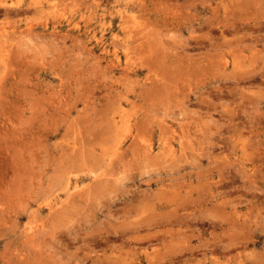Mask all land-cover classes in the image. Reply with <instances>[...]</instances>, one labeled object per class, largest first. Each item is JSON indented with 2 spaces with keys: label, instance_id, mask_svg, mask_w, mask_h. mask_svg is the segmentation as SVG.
<instances>
[{
  "label": "rangeland",
  "instance_id": "obj_1",
  "mask_svg": "<svg viewBox=\"0 0 264 264\" xmlns=\"http://www.w3.org/2000/svg\"><path fill=\"white\" fill-rule=\"evenodd\" d=\"M250 1L0 0V264H264Z\"/></svg>",
  "mask_w": 264,
  "mask_h": 264
},
{
  "label": "bare ground",
  "instance_id": "obj_2",
  "mask_svg": "<svg viewBox=\"0 0 264 264\" xmlns=\"http://www.w3.org/2000/svg\"><path fill=\"white\" fill-rule=\"evenodd\" d=\"M239 1H240V0H239ZM244 1H245V0H244ZM249 1H250V0H249ZM211 2H212V0H211ZM229 2H230V1H229ZM250 2H252V1H250ZM262 2H263V1H262ZM203 3H204V2H203ZM203 3H202L201 5H203ZM205 3H206V2H205ZM232 3H233V2H232ZM234 3H235V2H234ZM210 4H211V3H210ZM242 4H243V2H242ZM257 4H258V3H257ZM20 5H21V4H20ZM142 5H143V4H142ZM208 5H209V4H208ZM208 5H207V7H208ZM224 5H226V4H224ZM224 5H223V6H224ZM16 6H17V5H16ZM157 6H158V5H157ZM159 6H160V5H159ZM159 6H158V8H159ZM209 6H210V5H209ZM226 6H227V5H226ZM245 6H246V5H245ZM5 7H6V6H5ZM33 7H34V6H33ZM141 7H142V6H141ZM162 7H163V6H162ZM201 7H202V6H201ZM203 7H204V6H203ZM237 7H238V6H237ZM17 8H18V6H17ZM242 8H243V7H242ZM259 8H260V7H259ZM8 9H9V8H8ZM11 9H12V8H11ZM11 9H10V10H11ZM13 9H14V8H13ZM30 9H31V8H30ZM202 9H203V8H202ZM204 9H205V8H204ZM243 9H244V8H243ZM18 10H19V9H18ZM27 10H28V8H27ZM27 10H26V11H27ZM158 10H160V8H159ZM238 10H239V9H238ZM11 11H13V10H11ZM11 11H10V12H11ZM14 11H15V10H14ZM16 11H17V10H16ZM19 11H23V10H19ZM160 11H161V10H160ZM17 12H18V11H17ZM17 12H16V13H17ZM23 12H25V11H23ZM212 12H213V10H212ZM3 13H4V12H3ZM20 13H21V12H19V14H20ZM149 13H150V12H149ZM161 13H162V11H161ZM234 13H235V12H234ZM243 13H244V12H243ZM11 14H12V12L10 13V15H11ZM150 14H151V13H150ZM212 14H213V13H212ZM159 15H160V14H159ZM162 15H163V14H162ZM217 15H218V14H217ZM225 15H226V14H225ZM163 16H164V15H163ZM166 16H167V14H166ZM210 16H211V15H210ZM215 16H216V15H215ZM227 16H228V15H227ZM230 16H231V15H230ZM263 16H264V15H263ZM9 17H10V16H9ZM154 17H155V16H154ZM161 17H162V16H161ZM167 18H168V17H167ZM211 18H212V17H211ZM222 18H223V17H222ZM249 18H250V17H249ZM260 18H262V17L260 16ZM153 19H154V18H153ZM153 19H151V20H153ZM155 19H157V18H155ZM165 19H166V18H165ZM207 19H208V17H207ZM214 19H215V17H214ZM216 19H217V18H216ZM223 19H224V18H223ZM232 19H233V18H232ZM202 20H203V19H202ZM244 20H245V18H244ZM247 20H248V19H247ZM247 20H246V21H247ZM163 21H164V20H163ZM173 21H174V20H173ZM198 21H199V20H198ZM258 21H259V20H258ZM155 22H156V20H155ZM202 22H204V21H202ZM224 22H225V21H224ZM156 23H157V22H156ZM193 23H194V21H193ZM258 23H259V22H258ZM212 24H213V23H212ZM215 24H216V22H215ZM220 24H221V23H220ZM253 24H254V23H253ZM262 24H263V23H262ZM240 25H241V24H240ZM263 25H264V24H263ZM101 26H102V25H101ZM103 26H104V25H103ZM123 26H124V25H122V27H123ZM215 26H216V25H215ZM256 26H257V25H256ZM119 27H121V26H119ZM122 27H121V29H122ZM193 27H194V26H193ZM205 27H206V24H205ZM247 27H248V26H247ZM251 27H252V26H251ZM254 27H255V26H254ZM200 28H201V27H200ZM206 28H207V27H206ZM29 29H30V28H29ZM29 29H28V30H29ZM201 29H202V28H201ZM204 29H205V28H204ZM207 29H208V28H207ZM218 29H219V28H218ZM226 29H227V28H226ZM252 29H253V28H252ZM255 29H256V28H255ZM258 29H260V28H258ZM64 30H66V29H64ZM191 30H192V29H191ZM211 30H212V28H211ZM19 31H20V30H19ZM103 31H104V30H103ZM193 31H194V29H193ZM193 31H192V32H193ZM241 31H242V30H241ZM247 31H248V30H247ZM259 31H260V30H259ZM74 32H75V31H74ZM161 32H162V31H161ZM161 32H160V33H161ZM213 32H214V31H213ZM227 32H228V31H227ZM227 32H226V33H227ZM251 32H252V31H251ZM251 32H250V33H251ZM263 32H264V31H263ZM137 33H140V32H137ZM194 33H196V31H195ZM224 33H225V32H224ZM228 33H230V32H228ZM257 33H259V32H257ZM66 34H67V33H66ZM147 34H148V33H147ZM208 34H209V33H208ZM211 34H212V33H211ZM217 34H218V33H217ZM217 34H216V35H217ZM246 34H247V33H246ZM23 35H24V34H23ZM76 35H77V33H76ZM76 35H75V36H76ZM194 35H196V34H194ZM205 35H207V34H205ZM236 35H237V34H236ZM249 35H250V34H249ZM255 35H256V34H255ZM149 36H150V35H149ZM162 36H163V35H162ZM224 36H225V35H224ZM226 36H227V35H226ZM239 36H240V35H239ZM239 36H238V38H239ZM241 36H242V35H241ZM246 36H247V35H246ZM80 37H81V36H80ZM140 37H141V36H140ZM191 37H193V36H191ZM191 37H190V38H191ZM204 37H205V36H204ZM212 37H213V36H212ZM216 37H217V36H216ZM228 37H229V34H228ZM249 37H251V36H249ZM141 38H142V37H141ZM188 38H189V37H188ZM190 38H189V39H190ZM196 38H197V37H196ZM198 38H199V37H198ZM198 38H197V39H198ZM213 38H214V37H213ZM243 38H244V37H243ZM251 38H252V37H251ZM263 38H264V37H263ZM9 39H10V38H9ZM79 39H80V38H79ZM214 39H215V38H214ZM216 39H217V38H216ZM246 39L248 40V38H246ZM145 40H146V39H145ZM192 40H193V39H192ZM198 40H199V39H198ZM201 40H202V39H201ZM7 41H8V40H7ZM96 41H97V40H96ZM99 41H100V40H99ZM147 41H148V40H147ZM177 41H178V40H177ZM207 41H208V40H207ZM218 41H219V40H218ZM9 42H10V41H9ZM126 42H127V41H126ZM131 42H132V41H131ZM190 42H191V41H190ZM197 42H198V41H197ZM204 42H206V41H204ZM222 42H223V41H222ZM222 42H221V43H222ZM238 42H239V41H238ZM248 42H249V41H248ZM248 42H247V43H248ZM253 42H254V41H253ZM5 43H6V42H5ZM84 43H85V42H84ZM105 43H106V41H105ZM127 43H128V42H127ZM186 43H187V42H186ZM195 43H196V42H195ZM223 43H224V42H223ZM242 43H243V42H242ZM255 43H256V42H255ZM6 44H7V43H6ZM98 44H99V43H98ZM100 44H101V43H100ZM181 44H182V42H181ZM188 44H189V43H188ZM190 44H191V43H190ZM190 44H189V45H190ZM193 44H194V43H193ZM193 44H192V45H193ZM232 44H233V43H232ZM235 44H236V42H235ZM237 44H238V43H237ZM237 44H236V45H237ZM243 44H244V43H243ZM262 44H263V43H262ZM125 45H126V44H125ZM134 45H135V44H134ZM141 45H142V44H141ZM149 45H151V44H149ZM217 45H219V44H217ZM250 45H251V44H250ZM129 46H130V45H129ZM131 46H132V45H131ZM159 46H160V45H159ZM179 46H180V45H179ZM198 46H199V45H198ZM214 46H215V45H214ZM222 46L224 47V45H222ZM85 47H86V43H85ZM104 47H105V46H104ZM154 47H155V46H154ZM181 47H182V46H181ZM248 47H249V46H248ZM101 48H102V47H101ZM126 48L128 49V46H127ZM133 48H134V47H132V49H133ZM147 48H148V47H147ZM208 48H209V47H208ZM213 48H214V47H213ZM213 48H211V49H213ZM104 49H105V48H104ZM104 49L102 48V50H104ZM107 49H108V48H107ZM152 49H153V48H152ZM186 49H187V48H186ZM188 49H189V48H188ZM198 49H199V48H198ZM198 49H197V50H198ZM202 49H203V48H202ZM211 49H210V50H211ZM229 49H230V48H228V51H229ZM89 50H90V48H89ZM148 50H150V49H148ZM182 50H185V49H182ZM192 50H193V49H192ZM194 50H195V48H194ZM208 50H209V49H208ZM214 50H215V49H214ZM216 50H217V48H216ZM224 50H226V52H227V49H224ZM249 50H250V49H249ZM104 51H105V50H104ZM220 51H221V50H220ZM92 52H93V50H92ZM202 52H203V51H202ZM211 52H212V51H211ZM213 52H214V51H213ZM216 52H217V51H216ZM240 52H241V51H240ZM253 52H254V51H253ZM253 52H252V53H253ZM258 52H260V51L258 50ZM104 53H105V52H104ZM127 53H128V51H127ZM127 53H126V54H127ZM218 53H219V52H218ZM227 53H228V52H227ZM254 53H255V52H254ZM260 53H261V52H260ZM105 54H106V53H105ZM116 54H118V53L116 52ZM228 54H229V53H228ZM232 54H233V53H232ZM234 54H235V53H234ZM240 54L242 55V52H241ZM237 55H238V54H237ZM260 55H261V54H260ZM113 56H114V55H113ZM125 56H126V55H125ZM192 56H193V55H192ZM208 56H209V55H208ZM231 56H232V55H231ZM244 56H245V55H244ZM1 57H2V56H1ZM117 57L119 58V54H118ZM209 57H210V56H209ZM220 57H221V56H220ZM232 57H233V56H232ZM234 57H236V55H234ZM234 57H233V58H234ZM251 57L253 58V57H255V56H251ZM104 58H105V57H104ZM114 58H116V57H114ZM118 58H117V59H118ZM202 58H203V57H201V60H202ZM238 58H239V56H238ZM184 59H185V58H184ZM198 59H200V58H198ZM207 59H208V58H207ZM219 59H220V58H219ZM239 59H240V58H239ZM260 59H261V58H260ZM188 60H190V59H188ZM220 60H221V59H220ZM225 60H226V59H225ZM237 60H238V59H237ZM254 60H255V59H254ZM4 61H5V60H4ZM105 61H106V60H105ZM192 61H193V60H192ZM192 61H191V62H192ZM221 61H222V60H221ZM231 61H232V59H231ZM0 62H1V61H0ZM109 62H110V59H109ZM113 62H114V61H113ZM180 62H181V61H180ZM183 62H184V61H183ZM183 62H182V63H183ZM194 62H195V61H194ZM204 62H205V61H204ZM232 62H233V61H232ZM237 62H240V61L238 60ZM248 62H249V61H248ZM250 62H251V61H250ZM2 63H3V61H2ZM111 63H112V62H111ZM224 63H226V62H224ZM233 63H234V62H233ZM241 63H242V62H241ZM252 63H253V59H252ZM115 64H116V63H115ZM115 64H114V65H115ZM188 64H189V63H188ZM190 64H191V63H190ZM196 64H197V63H196ZM205 64H206V63H205ZM226 64H227V63H226ZM230 64H231V63H230ZM200 65H201V63H200ZM233 65H234V64H233ZM245 65H246V64H245ZM112 66H113V64H112ZM126 66H127V65H126ZM222 66H223V65H222ZM226 66H227V65H226ZM235 66H236V64H235ZM248 66H249V65H248ZM251 66H252V65H251ZM113 67H114V66H113ZM113 67H112V69H113ZM115 67H116V66H115ZM199 67H200V66H199ZM216 67H217V65H216ZM245 67H246V66H245ZM117 68H118V67H117ZM122 68H123V67H122ZM187 68H188V67H187ZM204 68H205V67H204ZM227 68H228V67H227ZM227 68H226V69H227ZM252 68H253V66H252ZM261 68H262V67H261ZM263 68H264V67H263ZM119 69H120V68H119ZM123 69H124V68H123ZM132 69H133V68H132ZM190 69H191V68H190ZM226 69H225V70H226ZM231 69H232V68H230V70H231ZM234 69H235V68L232 69V73H233V71H235V70L239 71V70H238L239 68H238V69H235V70H234ZM240 69H241V68H240ZM248 69H249V67H248ZM254 69H255V67H254ZM244 70H246V68H245ZM244 70H242V71H244ZM112 71H114V70H112ZM115 71H116V70H115ZM221 71H222V70H221ZM242 71H241V72H242ZM263 71H264V70H263ZM127 72H128V70H127ZM131 72H132V71H131ZM131 72H130V73H131ZM230 72H231V71H230ZM250 72H251V71H250ZM257 72H258V71H257ZM261 72H262V71H261ZM111 73H113V72H111ZM121 73H122V72H120V74H121ZM123 73H124V72H123ZM135 73H136V72H135ZM125 74H126V73H125ZM129 75H130V74H129ZM131 75H132V74H131ZM248 75H249V74H248ZM248 75H247V76H248ZM252 75H254V74H252ZM255 75H256V74H255ZM262 75H263V74H262ZM125 76H126V75H125ZM132 76H133V75H132ZM136 76H137V75H136ZM236 76H237V75H236ZM257 76H258V74H257L256 76H254V77H257ZM222 77H223V76H222ZM249 77H251V76H249ZM249 77H248V78H249ZM252 77H253V76H252ZM126 78H127V77H126ZM133 78H134V77H133ZM229 78H230V77H229ZM259 78H260V75H259ZM128 79L130 80V77H129ZM227 79H228V78H227ZM219 80H220V79H219ZM221 80H222V79H221ZM245 80H246V79H245ZM260 80H261V79H260ZM216 81H217V80H216ZM222 81H223V80H222ZM243 81H244V80H243ZM212 82H213V81H212ZM253 82H254V81H253ZM233 83H234V82L232 81V84H233ZM237 83H239V82H237ZM237 83H236V84H237ZM258 83H259V82H258ZM222 84H223V83H222ZM220 85H221V84H220ZM220 85H219V86H220ZM238 85H239V84H238ZM233 86H234V85H233ZM253 86H254V85H253ZM241 88H242V87H241ZM252 88H253V87H252ZM252 88H251V89H252ZM223 89H224V88H223ZM232 89H233V88H232ZM244 89H245V88H244ZM239 90H240V89H239ZM233 91H234V90H233ZM135 92H136V91H135ZM140 92H141V91H140ZM215 92H216V91H215ZM240 92H241V91H240ZM245 92H247V91H245ZM220 93H221V92H220ZM226 93H228V91H227ZM233 94H234V93H233ZM236 94H237V93H236ZM219 95H220V94H219ZM219 95H218V96H219ZM226 95H227V94H226ZM200 96H201V95H200ZM221 96H222V94H221ZM247 96H248V95H247ZM202 97H203V96H202ZM224 97H225V96H224ZM231 97H232V96H231ZM192 100H193V99H192ZM209 102H210V101H209ZM127 103H128V102H127ZM247 103H248V102H247ZM247 103H246V104H247ZM249 103H250V102H249ZM210 104H211V103H210ZM201 105H202V104H201ZM213 105H214V104H213ZM244 105H245V104H244ZM217 106H218V105H217ZM223 106H224V105H223ZM205 107H208V106H205ZM218 107H219V106H218ZM218 107H217V109H218ZM211 108H213V107H210L209 109H211ZM226 109H227V108H226ZM241 109H242V106H241ZM215 110H216V109H214V111H215ZM218 110H220V109H218ZM218 110H217V111H218ZM227 110H228V109H227ZM229 110H230V109H229ZM231 110L233 111L234 108L231 109ZM231 110H230V111H231ZM238 110H239V109H238ZM225 111H226V110H225ZM225 111H224V112H225ZM230 111H228V112H230ZM242 111H243V110H242ZM226 112H227V111H226ZM228 112H227V113H228ZM117 114H118V113H117ZM119 114H121V113L119 112ZM230 115H231V114H229V116H230ZM124 116H125V115H124ZM114 117H115V116H114ZM114 117H113V118H114ZM228 118H229V117H228ZM239 118H240V117H239ZM116 119H117V118H116ZM229 119H230V118H229ZM229 119H228V120H229ZM233 119H235V117H234ZM236 119H237V117H236ZM114 121H115V119H114ZM114 121H112V122H114ZM120 121H121V120H120ZM120 121H119V123H120ZM240 121H241V120H240ZM233 122H234V120H233ZM228 123H229V124H227V125L230 126V121H229ZM236 123H237V122H236ZM240 123H241V122H240ZM114 124H115V123H114ZM121 124H122V126H123V123H121ZM121 124H120V126H121ZM233 124H235V123H232V125H233ZM237 124H238V123H237ZM118 125H119V124H118ZM232 125H231V126H232ZM238 125H240V124H238ZM238 125H237V126H238ZM114 127H115V125H114ZM222 127H223V126H222ZM115 128H118V127H115ZM238 128H239V126H238ZM118 129H120V128H118ZM116 130H117V129H116ZM235 130H236V129H235ZM220 131H221V130H220ZM206 133H207V132H206ZM209 133H210V132H209ZM218 134H219V133H218ZM221 134H222V133H221ZM236 136H237V135H236ZM117 143H118V142H117ZM116 146H118V145L116 144ZM121 147H122V146H121ZM118 148H119V147H118ZM139 148H141V147H139ZM119 149H120V148H119ZM119 149H118V150H119ZM114 150L117 151L116 148H114ZM150 152H151V151H150ZM142 154H143V153H142ZM214 170H215V169H214ZM211 171H212V170H211ZM251 171H252V170H251ZM207 172H208V171H207ZM216 172H217V170H216ZM211 175H212V174H211ZM106 180H107V179H106ZM106 182H107V181H106ZM100 184H101V183H100ZM109 185H110V184H109ZM103 187H104V186H103ZM107 188H108V187H107ZM217 193H218V192H217ZM215 194H216V193H215ZM217 195H218V194H217ZM199 196H201V195H199ZM213 196H214V195H213ZM138 197H139V196H138ZM202 197H203V196H202ZM209 197H210V196H209ZM209 197H207V198H209ZM215 197H216V196H215ZM125 198H126V197H125ZM199 198H200V200H201V197H199ZM216 198H217V197H216ZM127 199H128V198H126V200H127ZM134 199H136V198H134ZM126 200H125L124 202H127ZM196 200H197V199H196ZM187 201H188V199H187ZM132 202H133V201H132ZM192 203H193V201H192ZM196 203H197V201H196ZM196 203H195V204H196ZM219 203H220V202H219ZM71 204H73V203H71ZM74 204H75V203H74ZM111 204H112V203H111ZM115 204H116V203L114 202V205H115ZM126 204H127V203H126ZM126 204H125V205H126ZM131 204H132V203H131ZM178 205H179V204H178ZM123 206H124V205H123ZM127 206H128V205H127ZM136 207H137V206H136ZM173 207H174V206H173ZM184 207H185V205H184ZM67 208H68V206H67ZM109 208H110V207H109ZM116 208H117V207H116ZM119 208H120V207H119ZM121 208H122V207H121ZM175 208H176V207H175ZM52 209H53V208H52ZM65 209H66V208H65ZM183 209H184V208H183ZM116 210H117V209H116ZM129 210H130V209H129ZM135 210H136V209H135ZM179 210H180V209H179ZM49 211H50V210H49ZM120 211H121V210H120ZM124 211H125V209H124ZM114 212H115V211H114ZM186 212H188V210H187ZM55 213H56V212H55ZM58 213H59V212H58ZM68 213H69V212H68ZM119 213H120V212H119ZM125 213H126V212H125ZM129 213H130V212H128V214H129ZM132 213H133V212H131V214H132ZM135 213H136V212H135ZM115 214H116V213H115ZM120 214H121V213H120ZM120 214H119V215H120ZM133 214H134V213H133ZM133 214H132V215H133ZM181 214H182V213H181ZM185 214H186V213H185ZM199 214H200V213H199ZM59 215H60V214H59ZM119 215H118V216H119ZM182 215H183V214H182ZM51 216H52V215H51ZM162 216H163V214H162ZM166 216H167V215H166ZM173 217H174V215H173ZM176 217H177V215H176ZM176 217H175V218H176ZM197 217H198V216H197ZM204 217H205V215H204ZM214 217H215V215H214ZM53 218H54V217H53ZM140 218H141V217H140ZM157 218H158V217H157ZM166 218H167V217H166ZM166 218H165V219H166ZM190 218H191V217H190ZM190 218H189V219H190ZM195 218H196V215H195ZM133 219H134V218H133ZM146 219H147V218H146ZM146 219H145V220H146ZM177 219H178V218H177ZM181 219H183V218H181ZM191 219H192V218H191ZM55 220H56V219H55ZM128 220H129V219H128ZM138 220H139V218H138ZM141 220H142V219H141ZM166 220H167V219H166ZM178 220H179V219H178ZM183 220H184V219H183ZM192 220H193V219H192ZM212 220H213V219H212ZM151 221H153V220H151ZM154 221H155V220H154ZM154 221H153V222H154ZM187 221H188V219H187ZM203 221H204V220H203ZM140 222H141V221H140ZM147 222H148V221H146V223H147ZM156 222H157V221H155V223H156ZM161 222H162V221H161ZM169 222H170V221H169ZM184 222H185V221H184ZM199 222H200V221H199ZM213 222H214V220H213ZM215 222H216V221H215ZM115 223L117 224L118 222H115ZM115 223H114V224H115ZM166 223H167V222H166ZM190 223H191V222H190ZM195 223H196V225H197V221H196ZM206 223H207V222H206ZM127 224H128V223H127ZM144 224H145V223H144ZM144 224H143V226H144ZM147 224H148V223H147ZM149 224H150V223H149ZM161 224H162V223H161ZM173 224H174V222H173ZM192 224H193V223H191V225H192ZM199 224H201V222H200ZM199 224H198V225H199ZM202 224L204 225L205 222L202 223ZM137 225H138V224H137ZM150 225H151V224H150ZM165 225H166V224H165ZM171 225H172V224H171ZM178 225H179V224H178ZM189 225H190V224H189ZM193 225H195V224H193ZM198 225H197V226H198ZM213 225H214V223H213ZM125 226H126V225H125ZM168 226H169V225H168ZM199 226H200V225H199ZM204 226H205V225H204ZM126 227H127V226H126ZM151 227H152V226H151ZM157 227H159V226H157ZM192 227H193V226H192ZM137 228H139V227H137ZM153 228H154V227H153ZM182 228H183V227H182ZM197 228H198V227H197ZM111 229H112V227H111ZM140 230H141V229H140ZM143 230H144V228H143ZM147 230H148V228H147V229L145 228V231H147ZM151 230H152V229H151ZM197 230H198V229H197ZM112 231H113V230H112ZM130 231H132V229H131ZM136 231H137V230H135L134 232H136ZM145 231H144V232H145ZM149 231H150V230H149ZM157 231H158V230H157ZM163 231H164V230H163ZM199 231H200V230H199ZM114 232H115V231H114ZM117 232H118V231H117ZM119 232H120V231H119ZM119 232H118V234H120ZM175 232H176V231H175ZM128 233H129V232H128ZM130 233H131V232H130ZM137 233H138V232H137ZM140 233H141V231H140ZM160 233H161V232H160ZM177 233H178V232H177ZM122 234H123V233H122ZM126 235H127V234H126ZM126 235H125V236H126ZM130 235H131V234H130ZM112 236H113V235H112ZM118 236H119V235H118ZM127 236H128V235H127ZM131 236H132V235H131ZM158 236H159V235H158ZM158 236H157V237H158ZM171 236H172V235H171ZM107 237H108V236H107ZM154 237H155V236H154ZM109 238H111V237H109ZM130 238H131V237H130ZM142 238H144V237H141L140 239H142ZM159 238H160V237H159ZM161 238H162V237H161ZM101 239H102V237H101ZM103 239H104V238H103ZM105 239H106V238H105ZM107 239H108V238H107ZM132 239H133V238H132ZM112 240H114V239H112ZM112 240H111V241H112ZM133 240H134V239H133ZM136 240H138V239H136ZM158 240H160V239H158ZM163 240H164V239H163ZM206 240H207V239H206ZM209 240H210V239H209ZM111 241H108V243L111 242ZM120 241H121V240H120ZM147 241H148V239H147ZM161 241H162V239H161ZM219 241H220V240H219ZM95 242H96V241H95ZM101 242H102V241H101ZM106 242H107V241H106ZM106 242H105V243H106ZM140 242L142 243V241H140ZM152 242H153V241H152ZM155 242H156V241H155ZM170 242H171V241H170ZM209 242H210V241H209ZM253 242H254V241H253ZM115 243H117V242H115ZM150 243H151V242H150ZM161 243H162V242H161ZM89 244H90V243H89ZM94 244H96V243H94ZM99 244H100V242H99ZM121 244H122V243H121ZM128 244H129V243H128ZM128 244H127V245H128ZM189 244H190V243H189ZM211 244H212V243H211ZM211 244H210V245H211ZM249 244H250V243H249ZM102 245H103V244H102ZM106 245H107L106 247H108V244H106ZM118 245H119V244H118ZM129 245H131V244H129ZM109 246H110V245H109ZM140 246H141V245H140ZM211 246H212V245H211ZM87 247H88V246H87ZM101 247H102V246H101ZM101 247H100V248H101ZM110 247H111V246H110ZM110 247H109V248H110ZM115 247H116V246H115ZM115 247H114V248H115ZM150 247H151V246H150ZM175 247H176V246H175ZM186 247H187V246H186ZM205 247H206V246H205ZM214 247H215V246H214ZM117 248H118V247H117ZM140 248H141V247H140ZM178 248H179V247H178ZM183 248H184V247H183ZM115 249H116V248H115ZM145 249H146V247H145ZM148 249H149V248H148ZM213 249H214V248H213ZM220 249H221V248H220ZM130 250H131V249H130ZM130 250H129V251H130ZM150 250H152V249H150ZM150 250H149V251H150ZM204 250H205V249H204ZM228 250H229V249H228ZM232 250H233V249H232ZM144 252H145V251H144ZM198 252H199V251H198ZM206 252H207V251H206ZM206 252H205V253H206ZM217 252H218V251H217ZM227 252H228V251H227ZM229 252H231V250H229ZM91 253H93V252H91ZM132 253H133V251H132ZM195 253H196V252H195ZM135 254H136V253H135ZM147 254H148V253H147ZM183 254H184V253H183ZM185 254H186V253H185ZM191 254H192V252H191ZM226 254H227V253H226ZM93 255H94V254H93ZM151 255H153V254H151ZM187 255H188V254H187ZM98 256H99V255H98ZM127 256H128V255H127ZM153 256H154V255H153ZM176 256H177V255H176ZM192 256H193V254H192ZM197 256H198V255H197ZM95 257H96V256H95ZM147 257H148V256H147ZM179 257H180V256H179ZM93 258H94V257H93ZM177 258H178V256H177ZM180 258H182V257H180ZM189 258H190V256H189ZM95 259H98V258H95ZM123 259H124V258H123ZM126 260H127V259H126ZM165 260H166V259H165ZM167 260H168V259H167ZM188 260H189V259H188ZM125 263H126V261H124V264H125ZM135 263H136V262H135ZM188 263H189V261H188ZM121 264H122V263H121ZM137 264H138V263H137ZM170 264H171V263H170ZM173 264H174V263H173Z\"/></svg>",
  "mask_w": 264,
  "mask_h": 264
}]
</instances>
